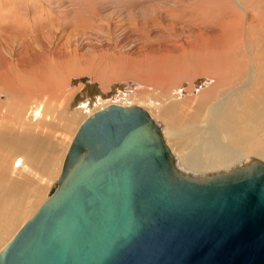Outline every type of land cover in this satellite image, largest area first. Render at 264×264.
<instances>
[{
  "label": "bare ground",
  "instance_id": "obj_1",
  "mask_svg": "<svg viewBox=\"0 0 264 264\" xmlns=\"http://www.w3.org/2000/svg\"><path fill=\"white\" fill-rule=\"evenodd\" d=\"M84 73L135 85L98 101L145 108L186 172L264 161V0H0V237Z\"/></svg>",
  "mask_w": 264,
  "mask_h": 264
},
{
  "label": "water",
  "instance_id": "obj_2",
  "mask_svg": "<svg viewBox=\"0 0 264 264\" xmlns=\"http://www.w3.org/2000/svg\"><path fill=\"white\" fill-rule=\"evenodd\" d=\"M0 264H264V161L186 172L145 108L108 104Z\"/></svg>",
  "mask_w": 264,
  "mask_h": 264
},
{
  "label": "rangeland",
  "instance_id": "obj_3",
  "mask_svg": "<svg viewBox=\"0 0 264 264\" xmlns=\"http://www.w3.org/2000/svg\"><path fill=\"white\" fill-rule=\"evenodd\" d=\"M107 11H105L104 14H107L108 13ZM71 80H72V83L70 84L74 88L76 87L75 89H79V92H77L78 94L71 101V105L68 107L69 113L74 112L76 108L83 102H86V103L88 102L86 109H84V111H80L75 114V118L72 121L69 128L67 125L64 126L65 128L60 126L58 121L50 125V127L53 130L55 129L59 131L56 133L54 130L55 132L54 134L56 135L53 136V138L49 140L51 143L47 146L48 151L43 156L44 161L45 160L47 161L49 168H45V172L43 173L44 174L43 179H39L38 177H30L26 175L27 178L25 179V181H23L22 184H19V188L17 192L15 193L16 194L15 197H17L19 201H22L23 203L21 204H24V205H21V207L23 208L22 209L20 208L19 214L16 216L15 220H12L10 222L11 224L10 228L7 230L5 234H3V236L0 237V249L5 243H7L11 239V237L22 226V224L28 218L32 216V214L36 211L39 205L46 199V196L48 195V191H49L48 189L55 182L57 175H59L63 162H64L66 152L73 139L72 137H74L81 123L91 114H93L95 111L106 106V105H102L103 103L98 101V97L103 94H104L105 99L124 96L128 93V91L132 90L131 88L135 86V85L127 84L126 81L119 80V81L108 83L107 84L108 87L106 89H103L102 88L103 86L100 85L101 84L100 81L93 78L88 73H84L80 76H73L71 77ZM90 111H92L91 114L89 113ZM59 132H62V134L65 133L70 136L64 137V139L62 140L61 136L59 135ZM41 173H42V170H41ZM43 182H44V185L42 184ZM34 185L36 186V190L34 189L35 188ZM29 189L31 190L29 191ZM9 202L10 200L7 203ZM17 206H18V201H15L11 207V211H15Z\"/></svg>",
  "mask_w": 264,
  "mask_h": 264
}]
</instances>
